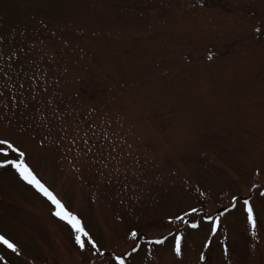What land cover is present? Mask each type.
<instances>
[{
	"label": "rangeland",
	"instance_id": "1",
	"mask_svg": "<svg viewBox=\"0 0 264 264\" xmlns=\"http://www.w3.org/2000/svg\"><path fill=\"white\" fill-rule=\"evenodd\" d=\"M0 139V264H264V0H0Z\"/></svg>",
	"mask_w": 264,
	"mask_h": 264
},
{
	"label": "snow or ice",
	"instance_id": "2",
	"mask_svg": "<svg viewBox=\"0 0 264 264\" xmlns=\"http://www.w3.org/2000/svg\"><path fill=\"white\" fill-rule=\"evenodd\" d=\"M0 145H3L6 149L10 150L12 153H15L16 158L23 157L24 155L23 152L19 151L17 147L13 145V143L5 139H0ZM2 155L5 159L9 158L8 151L3 152ZM9 166L18 174L19 178L25 184H28L30 187L35 189L36 192H38L41 196H43L53 206L54 211L52 212V215L55 216L58 220L62 221L64 224H66L75 233V242L78 245L80 251L83 252L85 250V243L84 241H82L81 238L86 237L87 234L84 231V228L82 227L81 221L75 215H73L69 210H67L66 207L56 198V196H54L53 193L49 191V189L45 187L36 178V176L33 174V172L30 170V168L26 165L25 162H13V160L9 159L8 163L0 164V169H5L8 168ZM233 203L236 202L233 201ZM243 211L246 213L248 223L251 224L253 230H255L257 224L254 217V210L248 200H244ZM180 219L183 220V217H181ZM189 226L193 229L197 228L196 224H191ZM214 231L215 228H213V232ZM136 237L137 234L133 232L131 238L135 240ZM87 242L91 245L92 249H97V245L93 243L91 240H88ZM151 243L163 244L164 240L156 239L151 241ZM0 245H3L4 248L8 249L12 253L19 255L18 249L13 245V243H10L9 240L2 235H0ZM175 254L178 257L181 255L180 238H177L175 241ZM100 255H103V253H100ZM115 264H124V261L122 259L117 258L115 260Z\"/></svg>",
	"mask_w": 264,
	"mask_h": 264
}]
</instances>
